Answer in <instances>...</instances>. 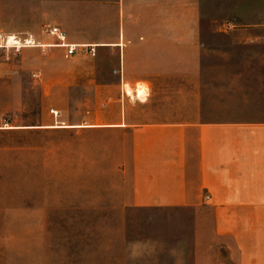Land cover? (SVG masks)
<instances>
[{"label": "crops", "instance_id": "0c3cea01", "mask_svg": "<svg viewBox=\"0 0 264 264\" xmlns=\"http://www.w3.org/2000/svg\"><path fill=\"white\" fill-rule=\"evenodd\" d=\"M2 17L20 25L0 34V165L27 162L30 133L116 137L115 201L101 239H68L76 260L264 264V0H0Z\"/></svg>", "mask_w": 264, "mask_h": 264}, {"label": "rangeland", "instance_id": "374dc122", "mask_svg": "<svg viewBox=\"0 0 264 264\" xmlns=\"http://www.w3.org/2000/svg\"><path fill=\"white\" fill-rule=\"evenodd\" d=\"M19 25L18 18L2 17L0 34L18 31ZM36 95L28 93L29 125L35 121ZM68 116L65 109L60 120L66 124L53 127H70ZM115 141V135L66 129L30 133L27 162L22 152L21 163L0 165V177H5L0 178V190H6L0 194V239H16L11 245L12 264L97 263L76 260L73 253L82 250L83 244L74 240L69 245L68 239H101L103 213L98 207L113 203L112 188L119 186ZM12 159H19V153ZM51 239L60 242L52 244Z\"/></svg>", "mask_w": 264, "mask_h": 264}, {"label": "built area", "instance_id": "2783aa9c", "mask_svg": "<svg viewBox=\"0 0 264 264\" xmlns=\"http://www.w3.org/2000/svg\"><path fill=\"white\" fill-rule=\"evenodd\" d=\"M50 34L56 36L58 38L59 41H63L61 37V33L59 32L58 28L57 27H54V28H51V30L49 31ZM8 44V38L5 39V45ZM61 45L66 48V53H65V57H69L75 53H83L85 52L86 48L85 46L83 45H65V44H62ZM54 115H55V112L54 111H51Z\"/></svg>", "mask_w": 264, "mask_h": 264}, {"label": "bare ground", "instance_id": "6f19581e", "mask_svg": "<svg viewBox=\"0 0 264 264\" xmlns=\"http://www.w3.org/2000/svg\"><path fill=\"white\" fill-rule=\"evenodd\" d=\"M11 43H13V45L14 44H16V42L14 43V37L13 36H10V37H8V44H11ZM31 44V43H30ZM12 45V46H13ZM128 92H129V94H130V91L128 90ZM141 95V94H140Z\"/></svg>", "mask_w": 264, "mask_h": 264}]
</instances>
